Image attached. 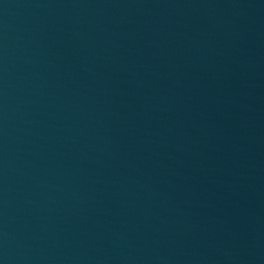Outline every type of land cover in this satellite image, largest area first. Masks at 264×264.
Here are the masks:
<instances>
[{
  "label": "water",
  "instance_id": "1",
  "mask_svg": "<svg viewBox=\"0 0 264 264\" xmlns=\"http://www.w3.org/2000/svg\"><path fill=\"white\" fill-rule=\"evenodd\" d=\"M0 264H177L93 0H0Z\"/></svg>",
  "mask_w": 264,
  "mask_h": 264
}]
</instances>
